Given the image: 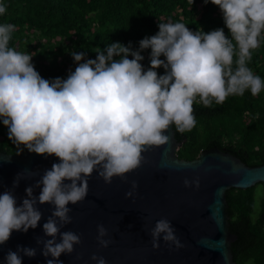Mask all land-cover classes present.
I'll use <instances>...</instances> for the list:
<instances>
[{
    "label": "clouds",
    "instance_id": "1",
    "mask_svg": "<svg viewBox=\"0 0 264 264\" xmlns=\"http://www.w3.org/2000/svg\"><path fill=\"white\" fill-rule=\"evenodd\" d=\"M210 2L219 7L230 35L224 28L193 31L183 22L161 21L159 31L140 40L138 49L131 42H113L97 50L95 59L72 51L75 70L67 79L51 81L35 69L32 55L10 46L15 24L0 23V120L18 147L17 155L26 148L58 158L26 187L19 205L14 190L35 172L18 173L12 188L0 193V245L13 231L35 229L43 217L37 205L50 204L53 210L43 231L51 238H37V244L43 246L45 257H51L47 264H63L59 257L82 243L81 234L61 231L73 220L69 204L85 200L94 172L107 184L114 177L127 183V174L147 162L145 152L170 143L166 133L172 126L179 133L196 127L194 104L211 108L229 96L246 91L258 96L264 91V78L248 66L264 43V0ZM6 12L7 5L0 0V16ZM146 49H151L147 70L141 63ZM161 67L163 75L157 71ZM184 185L199 188L200 180L185 178ZM131 186L126 197L134 196L138 182L132 180ZM36 188L41 189L39 195ZM149 231L154 248L160 247L161 239L170 248L184 246L167 218L156 221ZM97 232L99 246L107 248L112 243L105 239L108 229L99 224ZM36 255V248L18 245L16 251L8 250L5 264H23V256ZM91 260L107 264L96 254Z\"/></svg>",
    "mask_w": 264,
    "mask_h": 264
},
{
    "label": "water",
    "instance_id": "2",
    "mask_svg": "<svg viewBox=\"0 0 264 264\" xmlns=\"http://www.w3.org/2000/svg\"><path fill=\"white\" fill-rule=\"evenodd\" d=\"M169 144L145 152L147 162L127 174L125 183L114 177L111 184L94 172L89 178V192L85 200L75 205L70 215L72 223L61 231L82 235V243L75 245L71 254H62L63 264H96L91 256H103L107 264H234L231 246L237 235L229 229L226 191L230 188L247 189L258 183L264 185V163L249 166L230 152L213 147L193 160L181 159L177 150L182 143L176 138L174 126L166 133ZM58 162L55 156L45 157L27 151L17 155L0 151V193L12 188L18 173L25 169L36 173L31 179H22L15 188L17 204L22 203L26 187L35 184L44 170ZM199 178L200 186L185 187L184 179ZM138 182L133 197H126L131 181ZM40 188L35 194L39 195ZM43 217L35 229L13 231L11 238L0 245V264H5L9 249L18 245L37 249V255L23 256V264H47L42 245L37 238L45 237L43 224L51 215L53 205L38 204ZM264 213V204H263ZM171 221L183 247L171 248L161 239L160 247L152 246L150 228L156 221ZM108 229L112 243L99 246L97 226ZM59 240V237H57ZM82 254L81 259L77 255ZM226 257V259H225Z\"/></svg>",
    "mask_w": 264,
    "mask_h": 264
},
{
    "label": "trees",
    "instance_id": "3",
    "mask_svg": "<svg viewBox=\"0 0 264 264\" xmlns=\"http://www.w3.org/2000/svg\"><path fill=\"white\" fill-rule=\"evenodd\" d=\"M7 12L0 23L16 26L11 47L32 55V63L47 80L67 79L77 63L71 53L86 52L95 59L97 50L113 42L139 48V41L159 31V23L183 22L193 31L210 32L224 28L218 6L209 0H4ZM151 49L141 54L145 70L150 67ZM133 57L129 56V59ZM118 59V57H117ZM165 59V57H161ZM83 62V61H82ZM264 78V43L253 52L248 65ZM163 75V67L157 69ZM197 124L189 132L175 136L182 143L181 159L193 160L210 148L218 147L249 166L264 163V91L252 96H229L224 104L206 108L194 104ZM22 147V146H21ZM0 151L16 154L18 147L8 137L0 120ZM27 151L25 148L21 153ZM20 153V154H21ZM229 229L237 235L231 252L234 264H264V213H256L255 186L226 191ZM264 204V201H263Z\"/></svg>",
    "mask_w": 264,
    "mask_h": 264
},
{
    "label": "rangeland",
    "instance_id": "4",
    "mask_svg": "<svg viewBox=\"0 0 264 264\" xmlns=\"http://www.w3.org/2000/svg\"><path fill=\"white\" fill-rule=\"evenodd\" d=\"M255 196H256V211H257L256 213H258L262 209V205L264 201V185L262 183H258L255 185Z\"/></svg>",
    "mask_w": 264,
    "mask_h": 264
}]
</instances>
